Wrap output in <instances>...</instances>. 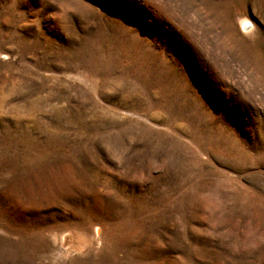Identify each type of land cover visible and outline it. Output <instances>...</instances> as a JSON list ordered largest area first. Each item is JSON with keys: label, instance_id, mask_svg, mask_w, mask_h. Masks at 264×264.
<instances>
[{"label": "rangeland", "instance_id": "374dc122", "mask_svg": "<svg viewBox=\"0 0 264 264\" xmlns=\"http://www.w3.org/2000/svg\"><path fill=\"white\" fill-rule=\"evenodd\" d=\"M0 264H264V0H0Z\"/></svg>", "mask_w": 264, "mask_h": 264}]
</instances>
